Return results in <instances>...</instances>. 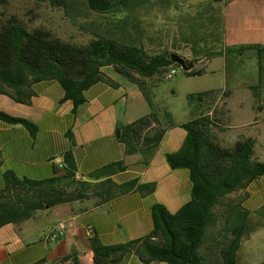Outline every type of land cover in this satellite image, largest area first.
I'll use <instances>...</instances> for the list:
<instances>
[{"label": "trees", "instance_id": "trees-1", "mask_svg": "<svg viewBox=\"0 0 264 264\" xmlns=\"http://www.w3.org/2000/svg\"><path fill=\"white\" fill-rule=\"evenodd\" d=\"M37 1L62 7L72 21L76 19L73 15L76 6L70 0ZM141 2L86 0L89 9L95 13L101 16L114 14L109 23L88 27L93 38L86 44L67 41L43 27H28L18 16L1 13L0 95L29 104L33 95L32 83L56 80L65 91L64 100H72L78 107L86 101L84 92L96 83L105 81L117 85L102 72L103 67L112 66L119 74L138 84L151 105L144 78L163 75L172 66H179L172 61V53L182 56L192 67L183 71L187 76L203 74V68L194 67L201 59L224 56L228 62L235 54L246 50L256 51L260 60L264 58V47L259 44L224 45L221 6H200L195 16L190 13L181 15L177 32L169 36L163 35L159 29L145 28L140 17L132 16L143 6ZM220 2L222 0H213V3ZM122 7L131 12V16L123 14ZM118 15L122 18L118 19ZM127 18L133 23V33L124 30ZM230 93L229 90L211 89L189 94L188 99L194 107L190 119L181 124L187 133L185 141L179 151L166 154L171 168L189 171L191 200L176 213H171L161 203L154 204L153 230L142 238L104 245L97 236L91 237L94 264H119L128 253L136 254L145 263L241 264L238 254L242 243L256 230L252 224L253 212L228 196L264 176V161L257 157L256 140L251 137L240 136L228 145L221 143L216 130L222 125L226 127V123L221 121L217 102L224 99L226 105ZM0 120L24 125L32 133L37 131L36 124L29 119L1 109ZM174 125L170 113L161 114L153 106L149 114L118 125L117 134L126 146L124 160L89 174V180L77 178L71 151L64 156V167L44 180L21 178L6 171L3 176L5 185L0 188V229L7 224L29 220L37 211L61 204L95 200V206H99L132 191L153 192L154 183L140 184L138 180H132L117 184L112 176L133 163L148 165L166 132ZM256 213L264 218V205ZM217 227L219 229L214 232ZM209 239L213 243L211 248L206 246ZM205 250H209L213 257L208 259ZM68 260L80 264L76 254L62 259Z\"/></svg>", "mask_w": 264, "mask_h": 264}, {"label": "crops", "instance_id": "crops-1", "mask_svg": "<svg viewBox=\"0 0 264 264\" xmlns=\"http://www.w3.org/2000/svg\"><path fill=\"white\" fill-rule=\"evenodd\" d=\"M220 5L226 47L251 44L264 47V0H222ZM242 54L234 56L240 58ZM211 60L207 59L202 66L205 72ZM102 72L117 85L105 81L96 83L84 92L86 101L78 107L72 100H64L65 91L56 80L32 83L33 95L29 104L0 95L1 110L27 118L37 126V131L32 133L24 125L0 120V188L5 185L3 176L6 171L32 180L53 177L68 151L73 154L77 178L89 180V174L124 160L126 146L117 134V126L149 114L153 106L161 114L170 113L175 125L168 129L148 165L133 163L112 179L117 184L132 180H138L140 184L154 183V191L147 194L132 191L99 206H95V200L61 204L37 211L33 218L21 223L7 224L0 229V264H73L71 260L62 261L73 254L80 264H94L89 231L104 245L136 240L153 230L154 204L161 203L171 213H176L191 200L189 171L173 169L166 160V154L179 151L185 141L187 133L181 124L190 119L188 108L186 114L189 117L186 119H177L171 110L166 109L158 99L160 81H157V75L144 78L151 106L138 84L119 74L114 67L105 66ZM232 100V97L227 99V117ZM250 107L253 117L258 110L264 114V99L259 97ZM253 117L244 124L249 129L237 132L234 140L240 136L255 139V152L261 159L264 143L259 142L261 132L256 126L261 121H255ZM241 191L246 196L240 206L255 212L264 205V176L253 180ZM44 215L50 221L43 236L38 238L33 221ZM61 221L67 225L65 236L56 242H45L44 237ZM119 264L168 263H145L136 254L128 253Z\"/></svg>", "mask_w": 264, "mask_h": 264}, {"label": "rangeland", "instance_id": "rangeland-1", "mask_svg": "<svg viewBox=\"0 0 264 264\" xmlns=\"http://www.w3.org/2000/svg\"><path fill=\"white\" fill-rule=\"evenodd\" d=\"M75 4L76 10L73 15L76 18L72 21L69 14L64 9L56 7L49 2H38L37 0H0V14H13L22 19L28 27H43L52 33L67 41L77 44L88 43L93 36L88 31V27L98 23H109L114 18L110 13L105 16L97 14L89 9L86 0H70ZM142 1L141 7L135 10L132 16L140 17L143 26L149 30H160L163 35L171 36L178 30V19L181 15H196V9L200 6H221L220 3H213V0H137ZM123 14L131 16L126 8ZM121 9V10H122ZM210 11V9L208 10ZM121 19V16H117ZM87 28V30H86ZM125 31L135 32L133 23L127 18ZM263 66L260 70V66ZM226 66V67H225ZM159 82L160 95L158 99L166 105V109L171 110L177 119H186V109L192 113L194 105L188 99L190 93L220 88V90H229L231 101V112L228 117L226 105L222 99L217 102V108L220 110L221 121L226 123L216 132L223 145L233 143L237 132H244L249 129L244 124L253 117L250 113L252 101H258L259 97L264 99V58L260 60L256 51H246L240 58L231 57L228 62L220 56L212 58L206 72L202 75L187 76L182 70H178L169 79H163L162 75H157ZM151 82V81H149ZM153 82V81H152ZM148 90V89H147ZM256 94V95H255ZM221 92L219 96H221ZM191 117V114H190ZM257 117V118H256ZM255 121L260 130V144L264 143V114L259 110ZM264 161V156L260 159ZM243 191L235 192L228 196L232 201H240L245 198ZM257 210L251 214L252 224L255 231L247 235L242 243L238 254V260L241 264H260L264 261V218L258 215ZM49 217L44 215L42 219H35V232L40 238L47 229ZM217 227L214 232H217ZM211 239L206 242L207 247H212ZM208 259L213 257L209 250L204 251Z\"/></svg>", "mask_w": 264, "mask_h": 264}, {"label": "built area", "instance_id": "built-area-1", "mask_svg": "<svg viewBox=\"0 0 264 264\" xmlns=\"http://www.w3.org/2000/svg\"><path fill=\"white\" fill-rule=\"evenodd\" d=\"M207 59H201L199 60L196 64H195V68L197 64H200V68H202V66L206 63ZM179 65V64H178ZM199 68V69H200ZM197 69V68H196ZM178 70H182L184 71L183 67L181 65L179 66H172L171 68H169V70L165 73H163V79H169L171 78L174 74H176L178 72ZM65 165V163H61V168H63ZM66 229H67V225L65 222L61 221L59 222L45 237H44V241L47 243H51V242H56L58 240H60L61 238H63L66 234ZM89 235L91 237H93L92 232L89 231Z\"/></svg>", "mask_w": 264, "mask_h": 264}, {"label": "water", "instance_id": "water-1", "mask_svg": "<svg viewBox=\"0 0 264 264\" xmlns=\"http://www.w3.org/2000/svg\"><path fill=\"white\" fill-rule=\"evenodd\" d=\"M109 1H113V0H109ZM171 59L174 63L181 65L185 71H188L192 68V67L188 66L186 60L177 53H172ZM196 68L199 69L200 64H197Z\"/></svg>", "mask_w": 264, "mask_h": 264}]
</instances>
